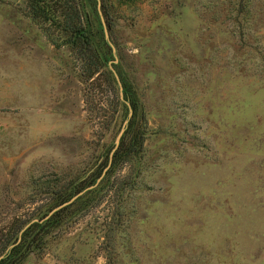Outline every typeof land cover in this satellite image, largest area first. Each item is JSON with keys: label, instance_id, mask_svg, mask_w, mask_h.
<instances>
[{"label": "rangeland", "instance_id": "obj_1", "mask_svg": "<svg viewBox=\"0 0 264 264\" xmlns=\"http://www.w3.org/2000/svg\"><path fill=\"white\" fill-rule=\"evenodd\" d=\"M81 1L113 112L94 115L57 29L0 0V236L40 189L87 184L128 107L146 132L99 205L71 207L18 264H264V0H99L103 24Z\"/></svg>", "mask_w": 264, "mask_h": 264}, {"label": "trees", "instance_id": "obj_2", "mask_svg": "<svg viewBox=\"0 0 264 264\" xmlns=\"http://www.w3.org/2000/svg\"><path fill=\"white\" fill-rule=\"evenodd\" d=\"M21 1L25 15L32 21L44 25V30L48 37L52 34L51 31L53 29H57V32L63 35L62 44L67 45L77 54V56L75 54V59L78 57L79 60L82 59L84 61V64L80 67V75L85 82L86 101L91 104L94 98H96V102L92 106V108L96 109L94 115H99L100 112L104 113V111L106 112L110 109L112 112L115 111L119 99L116 90L113 93L110 92L107 85L99 81V73L97 72L101 66V62L84 24L82 1ZM117 1L120 4H127L136 0ZM51 41L53 42V40ZM106 84L109 85V82H106ZM145 132V120L142 117L137 118L135 111H132L117 147L110 155H106L105 161L96 173L87 175L88 182L86 185L40 189L41 195H45L48 198L41 199L39 204L28 207L22 214L14 216L10 229L7 233L0 236V264H18L25 254L34 250L41 252L45 245L44 234L46 229L54 228L63 223L62 221L69 217L71 207L84 202V206L78 207L79 211H83L77 217H82L84 214H87L89 208L98 206L101 198L99 197L94 200L91 194L96 192L97 186H103L107 182L111 173H119L126 164L129 167V163L133 161L132 159L141 150ZM127 177V175L120 174V179L117 178L115 180L114 178V181L110 182L109 186L113 183L116 184L115 189H113L114 195L123 193L128 183ZM84 188L89 189H86L81 195L76 196L71 202L61 205ZM57 206L60 207L56 208ZM53 208L56 209L51 211Z\"/></svg>", "mask_w": 264, "mask_h": 264}, {"label": "water", "instance_id": "obj_3", "mask_svg": "<svg viewBox=\"0 0 264 264\" xmlns=\"http://www.w3.org/2000/svg\"><path fill=\"white\" fill-rule=\"evenodd\" d=\"M99 6H100L99 0H96V10H97V12H98V14H99V16H100L101 23L103 24L102 17H101V14H100V10H99ZM104 34L106 35V32H105V31H104ZM118 84H119V83H118ZM119 88H120V86H119ZM130 114H131V111H130V109H129V107H128V116H130ZM125 126H126V122H123L122 125H121V127H120L119 130H118V133H117V135H116L114 141H113V147H112L111 152L117 147L118 142H119V138H120V136H121V134H122V132H123ZM77 195H78V194L74 195V196L71 197L67 202H65V203H63V204H61V205H64V204H67V203L71 202V201H72ZM58 207H60V206H57L56 208H58ZM56 208H53L51 211L55 210Z\"/></svg>", "mask_w": 264, "mask_h": 264}]
</instances>
